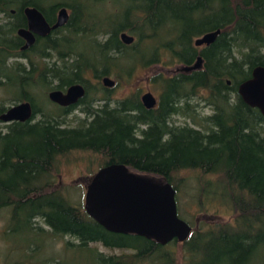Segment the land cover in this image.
Listing matches in <instances>:
<instances>
[{"label": "trees", "instance_id": "16d2710c", "mask_svg": "<svg viewBox=\"0 0 264 264\" xmlns=\"http://www.w3.org/2000/svg\"><path fill=\"white\" fill-rule=\"evenodd\" d=\"M26 6L49 24L60 7L68 18L20 50L15 31L25 27ZM216 29L209 45H193ZM120 32L133 41L121 42ZM198 56L196 69L151 77L158 94L150 109L135 94L112 99V87L100 81L128 80L152 64L189 66ZM256 65L264 66V0H0V113L21 101L35 109L38 90L84 88L74 125L65 122L70 109L46 95L41 119L0 125L1 238L8 259L18 256L2 264H62L70 253L78 256L74 264H264V118L236 92ZM198 102L210 113L200 115ZM174 115L191 125L173 124ZM72 152L93 155L97 168L121 163L164 177L177 213L181 190L190 186L180 172L193 173L191 201L201 208L219 202L233 215L165 245L108 232L53 184L58 158ZM56 240L62 245L50 252ZM93 243L127 252L103 254Z\"/></svg>", "mask_w": 264, "mask_h": 264}, {"label": "water", "instance_id": "95a60500", "mask_svg": "<svg viewBox=\"0 0 264 264\" xmlns=\"http://www.w3.org/2000/svg\"><path fill=\"white\" fill-rule=\"evenodd\" d=\"M25 27L16 29V35L23 43L19 47L25 50L37 37H44L51 30L63 26L68 18V11L60 7L54 22L49 24L42 13L33 6L22 9ZM219 33V29L205 32L193 39L194 46H207ZM124 44H130L133 37L125 32L119 33ZM200 57L193 64L184 66V71L196 69ZM103 87L111 88L114 81L109 76L101 79ZM228 83V81L226 82ZM240 99L248 106L256 108L264 118V66L256 65L250 69L248 78L236 86ZM84 94L81 84H71L60 90L47 93L49 101L59 105L75 103ZM140 101L146 109L152 108L156 100L151 93L145 92ZM31 116L28 101L10 105L0 113V122L25 121ZM82 207L87 216L108 232L134 234L151 239L160 245L171 240L183 242L191 231V226L177 216L175 190L164 177L138 173L121 163H109L97 168L89 177L83 193Z\"/></svg>", "mask_w": 264, "mask_h": 264}, {"label": "rangeland", "instance_id": "374dc122", "mask_svg": "<svg viewBox=\"0 0 264 264\" xmlns=\"http://www.w3.org/2000/svg\"><path fill=\"white\" fill-rule=\"evenodd\" d=\"M184 66L181 64H175L171 66H166L162 64H152L144 69H137L132 72L128 80L120 79L116 80L114 77L110 78L114 81V85L109 91V97L112 99H120L131 94H135L137 98L145 93L149 92L157 101L158 88L155 83L151 81V77L155 74H160L161 76H172L178 72H186L183 70ZM90 83H93V79H90ZM2 95L0 90V96ZM38 103L41 105H46L48 108V103L45 100L46 92L45 90H38L37 94ZM193 102L197 101V98L192 99ZM5 107L10 106L4 104ZM197 112L200 115H206L210 113L209 108L202 102H198ZM82 115L78 110L72 111L70 114L66 115L65 122L69 125H74L76 123L74 117H81ZM173 124L175 125H191L188 119L181 116H172ZM3 124L0 122V125ZM96 158L88 153L82 152H72L66 156H61L58 158L55 164V172L53 173V184L56 188H64L66 195L73 204H81L83 200V193L85 190V185L87 184L89 177L92 172L97 169ZM180 176H184L187 180V188L184 186L181 190L179 197V213L177 216L187 222L192 228L196 227H206L207 225H214L219 223H224L230 220L233 215L229 209L219 202H211L210 205H204L203 208L199 207L196 203L191 201V195L194 194V188L196 180L194 179L193 173L180 172ZM194 199V198H193ZM176 203V200H175ZM177 211V210H176ZM6 224V214L5 210H0V264L3 262H11L17 255H12L10 259L6 256V244L1 238L2 231ZM68 239V238H67ZM62 245L61 240H56L53 243L52 248L49 249L50 252L57 253ZM94 247L97 251L103 254H118L121 252H127L124 249L107 248L102 246L100 243H93L90 245ZM45 255H48V242L46 247L43 249ZM21 257V255H19ZM48 257V256H47ZM22 258V257H21ZM37 261L43 259V255H37L35 258ZM62 264H74V259H78V256L63 255L61 256ZM84 259V257H83ZM3 260V261H2ZM46 264V262H45ZM180 264V262H179Z\"/></svg>", "mask_w": 264, "mask_h": 264}, {"label": "flooded vegetation", "instance_id": "af4514ba", "mask_svg": "<svg viewBox=\"0 0 264 264\" xmlns=\"http://www.w3.org/2000/svg\"><path fill=\"white\" fill-rule=\"evenodd\" d=\"M197 47H202V46H197ZM65 88L66 87H64L63 89H56V90H60L62 93H64L65 92ZM84 89V88H83ZM50 90H53V89H50ZM50 90H48V91H50ZM48 91L46 92V98H47V93H48ZM47 100H48V98H47ZM78 101H79V99L75 102V103H73V104H69V105H59V104H57V103H54V102H51V103H53V104H55L56 106H58V107H60V108H62L63 110H66V109H70V113L72 112V111H76L77 110V107H78V105H77V103H78ZM139 101H140V97H139ZM29 103V102H28ZM140 103H141V101H140ZM30 104V103H29ZM156 104V103H155ZM141 105H142V103H141ZM143 106V105H142ZM155 106V105H154ZM153 106V107H154ZM30 108H31V116H30V121L29 122H35V121H37V120H39V119H41L42 118V108L39 106V105H36V108L34 109V107H33V105H31L30 104ZM145 108V107H144ZM146 109V108H145ZM33 111H34V115H32L33 114ZM46 111H48V110H46ZM69 113V114H70ZM29 119H27V120H29ZM26 121V120H25Z\"/></svg>", "mask_w": 264, "mask_h": 264}]
</instances>
